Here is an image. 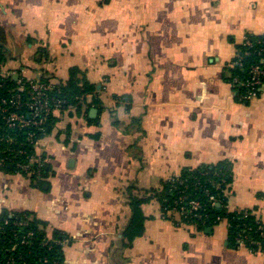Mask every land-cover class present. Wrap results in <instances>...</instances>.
Segmentation results:
<instances>
[{
  "label": "crops",
  "instance_id": "obj_1",
  "mask_svg": "<svg viewBox=\"0 0 264 264\" xmlns=\"http://www.w3.org/2000/svg\"><path fill=\"white\" fill-rule=\"evenodd\" d=\"M0 27L4 76L57 85L78 68L99 93L54 114L36 150L47 177L0 166V217L32 212L66 234L64 264H264L230 244L228 220L202 231L156 200L144 235L123 240L130 188L201 165L229 166V211L264 224V89L243 101L225 76L264 34V0H0Z\"/></svg>",
  "mask_w": 264,
  "mask_h": 264
},
{
  "label": "trees",
  "instance_id": "obj_2",
  "mask_svg": "<svg viewBox=\"0 0 264 264\" xmlns=\"http://www.w3.org/2000/svg\"><path fill=\"white\" fill-rule=\"evenodd\" d=\"M4 35V31L0 27V67L8 59L4 47ZM248 40L251 45L238 46V54L232 62H241L242 66L232 67L231 63L227 66L225 74L226 80L233 84L238 97H241L243 101H249L245 98L249 88L246 85L236 84L235 79L247 82L252 79L254 67L264 70V34H250ZM43 80L47 81L45 78ZM17 84L18 80H14L12 77H0V100L9 99L12 91L17 89ZM90 95L94 96L97 105L99 93L96 85L86 80L78 68H73L70 78L67 81H60L50 92L51 97L65 101L60 113L69 112L72 108L81 112ZM22 110L25 111L24 108ZM56 121L55 115H48L44 131L33 127L11 130L0 119V157L7 158L4 168L9 169V166L12 165L14 170H19L17 164H27L30 157L36 153L34 146L29 141L30 133L35 134V139H43L51 133ZM9 134L13 136L11 142L2 140L3 135ZM49 168L48 163L43 166V178L47 177ZM230 181V167L221 163L187 168L180 176L164 181L161 188H130L129 203L132 214L123 231L124 245L130 247L136 238L144 235L147 217L143 212V205L156 200L161 206L163 216L170 219L175 201L185 195L188 200L200 201L205 208L199 212L205 216L203 219L184 217L183 221L186 224L195 225L204 231L206 228L216 225L220 220L226 219L229 223L231 245L237 246L236 238L242 236L252 251L260 249L263 251L264 224L257 219L253 211H229L225 189ZM211 197L216 199L219 206L211 201ZM20 222H25V225H18ZM43 225L45 223L40 222L32 212L3 214L0 217V264H8L10 259H14L18 264H64L63 242L67 239V235L56 231L54 236L49 237L43 229ZM23 238L27 243H22Z\"/></svg>",
  "mask_w": 264,
  "mask_h": 264
},
{
  "label": "built area",
  "instance_id": "obj_3",
  "mask_svg": "<svg viewBox=\"0 0 264 264\" xmlns=\"http://www.w3.org/2000/svg\"><path fill=\"white\" fill-rule=\"evenodd\" d=\"M246 44L251 45L248 37L243 45ZM231 66H242V63L235 62L232 63ZM0 77L7 78L1 70ZM235 83L246 85L247 88H249L248 94L245 97L246 99L252 100L260 97L263 94L264 89V70L254 67L252 69V79L250 81L242 82L239 79H235ZM17 86V89L12 91V95L9 99L0 100V119H2L6 127L11 130H22L33 127L40 131H44V124L47 121V116L60 112L65 101L50 96L54 84L49 80H43V78L31 81L21 79L18 80ZM23 108L25 111L22 110ZM2 140L11 142L13 136L10 134L3 135ZM41 140L42 139H35V134L30 133L29 141L34 146L35 151ZM6 159L7 158L0 157V166L5 167ZM44 165V160L35 153V155L30 157L27 164L19 163L16 166L21 172L28 173L32 177L34 176L35 178L40 179L43 177L42 170ZM211 201L219 206L214 197H211ZM202 209L205 210L200 201L196 199L188 200V197L183 195L175 201V206L172 208L171 213L172 216L177 215L180 217L181 224L186 225L183 221L184 217L190 216L191 218L203 219L205 216L202 213H199ZM18 225H25V222H20ZM22 243H27L25 238H23ZM236 243L238 247L245 246L251 250L246 239L242 236L236 238ZM8 264L18 263L14 259H10Z\"/></svg>",
  "mask_w": 264,
  "mask_h": 264
},
{
  "label": "rangeland",
  "instance_id": "obj_4",
  "mask_svg": "<svg viewBox=\"0 0 264 264\" xmlns=\"http://www.w3.org/2000/svg\"><path fill=\"white\" fill-rule=\"evenodd\" d=\"M54 86H56V85L54 84Z\"/></svg>",
  "mask_w": 264,
  "mask_h": 264
}]
</instances>
